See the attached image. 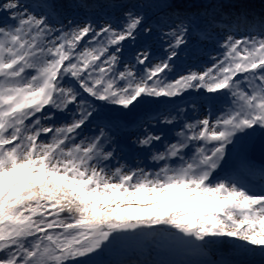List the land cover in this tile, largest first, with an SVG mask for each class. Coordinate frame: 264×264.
<instances>
[{
  "label": "snow or ice",
  "instance_id": "6c2138e0",
  "mask_svg": "<svg viewBox=\"0 0 264 264\" xmlns=\"http://www.w3.org/2000/svg\"><path fill=\"white\" fill-rule=\"evenodd\" d=\"M225 7L0 0V264H177L106 257L225 238L264 256V16ZM192 37L211 66L169 79Z\"/></svg>",
  "mask_w": 264,
  "mask_h": 264
},
{
  "label": "rangeland",
  "instance_id": "374dc122",
  "mask_svg": "<svg viewBox=\"0 0 264 264\" xmlns=\"http://www.w3.org/2000/svg\"><path fill=\"white\" fill-rule=\"evenodd\" d=\"M77 19H80L82 17L77 16ZM156 52L163 56V48L162 46L157 43ZM217 48L213 45L211 41H200L198 42L195 37L190 38L189 45L186 48H182L179 53L178 59L175 61V69L173 72L169 74V79L177 78L179 75L187 74L189 71H203L205 66H211L212 61L209 59V53L212 55H215L217 52ZM31 71V70H30ZM184 100L187 101H196V110L192 112H188V116L190 119L200 118L202 119L205 115H207V105H202L200 103L201 98L196 95V93L190 92L185 93ZM188 107H191L189 105ZM187 111V108H186ZM164 127L165 132H169V130L172 128L171 125L168 126H162ZM90 134V133H86ZM135 130L134 129H128L125 131L124 134L121 136V144L125 145V151H128V146L130 145L131 139L134 138ZM157 145L159 146V142H157ZM137 159H143V157H138ZM148 163V166L151 167L152 165L150 162L146 161ZM242 175H244L246 178L251 179L250 176H248L247 171L241 169ZM230 239L233 238H225L223 242L221 243H213L204 250V254L197 255L192 252H180L174 261L177 262V264H180V262H184V264H187V262H200L201 260H208L207 257L212 258L214 256L215 262L220 261L221 259H229V257H233L232 259H236L237 262H243L244 264H258L262 263L264 264V256L259 254V247L260 246H251L256 249L255 252L249 254V253H237L236 249L233 247V244L229 242ZM156 251L157 258L159 260H169L168 257V250H156L154 248L148 247L143 250H137L139 252H148ZM115 256H125L135 259L138 255L132 254V253H119L115 254L111 257H106V259L114 258ZM258 262V263H257Z\"/></svg>",
  "mask_w": 264,
  "mask_h": 264
},
{
  "label": "trees",
  "instance_id": "16d2710c",
  "mask_svg": "<svg viewBox=\"0 0 264 264\" xmlns=\"http://www.w3.org/2000/svg\"><path fill=\"white\" fill-rule=\"evenodd\" d=\"M62 2L64 3H69L70 0H62ZM177 3L181 4L182 6H184L187 11L189 12H199L202 10V6L208 2V0H176ZM213 2H216V0H213ZM221 3H225V4H229L232 5L234 4L235 7H225L223 8L221 11L223 13H227V14H232V13H241V12H246L248 14V19L252 20L253 17H261L264 16V0H220ZM197 5H199L200 7H196ZM221 18L220 13H217V19L219 20ZM225 19L227 20V17H225ZM232 19L234 20V16L232 17ZM229 23H231V21H228ZM224 25L221 24L218 26V28H223ZM239 34H244L243 32V26H241V31L239 32ZM251 164H253L257 169L262 167L263 165L256 163L254 161H251ZM244 170V169H243ZM246 171V170H245ZM138 256L135 259H139V260H159L157 258V253L156 251H151L149 250L148 252H139L136 251V253ZM210 257H207L206 259H209ZM233 257H229L228 260L237 262V260ZM112 261H123V260H128L130 259V257H125V256H115L114 258H109ZM133 259V258H131ZM240 262V261H238ZM258 263V262H257ZM240 264H244L243 262H240ZM258 264H262V263H258Z\"/></svg>",
  "mask_w": 264,
  "mask_h": 264
},
{
  "label": "water",
  "instance_id": "95a60500",
  "mask_svg": "<svg viewBox=\"0 0 264 264\" xmlns=\"http://www.w3.org/2000/svg\"><path fill=\"white\" fill-rule=\"evenodd\" d=\"M250 160L264 165V154H262L259 151H256L255 153L252 154ZM179 253L180 252H168L169 260H175V258ZM200 262L201 264H211V262H215L214 256L212 258H209L208 260H201Z\"/></svg>",
  "mask_w": 264,
  "mask_h": 264
}]
</instances>
